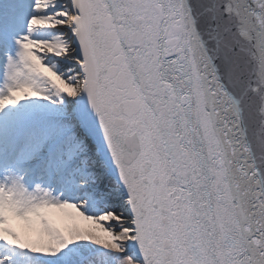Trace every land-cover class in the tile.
Here are the masks:
<instances>
[{"label":"snow or ice","instance_id":"1","mask_svg":"<svg viewBox=\"0 0 264 264\" xmlns=\"http://www.w3.org/2000/svg\"><path fill=\"white\" fill-rule=\"evenodd\" d=\"M0 264H264V0H0Z\"/></svg>","mask_w":264,"mask_h":264}]
</instances>
